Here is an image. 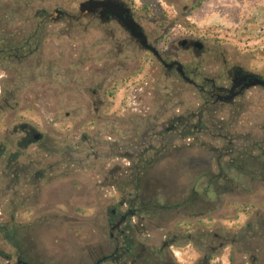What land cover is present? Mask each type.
Masks as SVG:
<instances>
[{
  "label": "rangeland",
  "instance_id": "rangeland-1",
  "mask_svg": "<svg viewBox=\"0 0 264 264\" xmlns=\"http://www.w3.org/2000/svg\"><path fill=\"white\" fill-rule=\"evenodd\" d=\"M76 1L0 0V18L11 21H0V32H29L27 18L37 22L56 7L77 14ZM135 1L147 32L161 35V53L175 49L189 74H201L198 83L231 77L235 66L264 76V0ZM112 33L110 26L98 33L89 19L48 21L23 72L30 86L0 88V129L28 122L56 150L48 188L65 193L66 264H91V251L115 243L110 210L125 211L121 203L132 198L146 202L138 209L145 220L132 232V251L105 264H264V244L254 239L264 234V224L256 229L264 222V167L254 159L263 161L256 147L264 146V90L247 93L242 112L238 100L206 103L149 54L135 66V48L130 70H98L109 63L95 61L115 50L96 45L110 44ZM188 37L205 42L202 54L183 48ZM141 157L150 171L139 190L130 167Z\"/></svg>",
  "mask_w": 264,
  "mask_h": 264
},
{
  "label": "flooded vegetation",
  "instance_id": "flooded-vegetation-1",
  "mask_svg": "<svg viewBox=\"0 0 264 264\" xmlns=\"http://www.w3.org/2000/svg\"><path fill=\"white\" fill-rule=\"evenodd\" d=\"M75 3L77 14L71 15L62 7H56L51 14L44 10L42 16H38L37 22L33 17L27 18L25 23L32 25L29 32L20 34L5 30L0 32V69L4 72L0 77V88L18 89L30 86L29 78L23 72L33 61L32 57L36 50L33 48L34 44L41 40V33L35 31L34 24L41 29L48 21H61L67 17L77 22L91 20L98 33L103 26L112 28L110 44H97L96 49L98 51L100 47L109 45L115 51H111L106 60L100 58L95 61L97 67H103V61L109 63L106 64L107 70L97 68L98 70L105 72L130 70L132 63L129 52L135 48V56L138 57L137 63L133 62L135 66L141 67L146 63L149 54L151 56L149 61H156L170 74L175 71L182 80L207 95L206 103L231 105L238 100L236 105L242 112L244 108L242 99L247 93L254 88L264 90V83L251 85L255 75L262 80L264 76L241 66H235L233 76L226 79L203 77L202 82L198 83V71L194 70L189 74L184 64L178 60L175 49L161 53L158 48L161 35L154 36L153 39L152 33L147 32L141 19L140 6L136 5L135 0H77ZM0 21L5 26H9L11 22L7 17L0 18ZM180 43L187 52L197 55L205 50V42L200 39L188 37L183 38ZM152 48H156V52ZM179 63L182 64L183 73L178 70ZM13 69L15 74L19 75L18 72L22 74L19 77L9 76L10 70ZM199 75L201 76L200 73ZM114 84L115 80L110 85ZM1 99L7 102L8 98ZM49 142V136H45L28 122L0 129V264H66L67 248L63 235L65 215L61 212V208L66 205V198L64 192L58 195L49 192L50 181H55L49 180L51 171L49 161L51 152L54 153L53 156L56 152L49 149ZM256 148H259L263 161H259V156H255L254 159L264 167V146L258 145ZM60 188L64 190V186ZM55 189L56 187H53V191ZM121 204L126 205L124 202ZM142 212L129 205L123 212H118L115 207L110 210L108 224L110 237L115 243L107 248L102 247L101 255L96 250L91 251V264H105L114 259H121L132 251L135 242L132 232L134 233L135 228H139L138 226L142 225L140 223L145 220ZM137 216H140L138 223H133ZM260 224L264 222L258 221L256 229L261 227ZM255 236L257 244H264V234L257 232ZM173 244L175 240L164 242L165 247Z\"/></svg>",
  "mask_w": 264,
  "mask_h": 264
},
{
  "label": "trees",
  "instance_id": "trees-1",
  "mask_svg": "<svg viewBox=\"0 0 264 264\" xmlns=\"http://www.w3.org/2000/svg\"><path fill=\"white\" fill-rule=\"evenodd\" d=\"M40 27L37 26V24H35V31H38L39 33H41V29H39ZM172 130L177 129V126H172L171 128ZM166 147V146H163ZM160 152V151H159ZM144 153V151H142V153H140V156H142ZM143 157V156H142ZM142 157H141V162L137 163L135 165H132L130 167V179L131 180H136L135 182V186L137 187V189L142 190L143 186H142V178L147 175V173L150 171V160H144L142 161ZM124 203H126L127 205L131 206L132 208H136V209H144V206L146 205L145 201L142 200H137V199H129V200H124Z\"/></svg>",
  "mask_w": 264,
  "mask_h": 264
},
{
  "label": "water",
  "instance_id": "water-1",
  "mask_svg": "<svg viewBox=\"0 0 264 264\" xmlns=\"http://www.w3.org/2000/svg\"><path fill=\"white\" fill-rule=\"evenodd\" d=\"M152 50L154 52H156V48H152ZM178 70L183 73V69H182V64L181 63H179ZM259 83H264V80H262L260 77H258V75H255L254 76V80L251 83V85H257Z\"/></svg>",
  "mask_w": 264,
  "mask_h": 264
}]
</instances>
